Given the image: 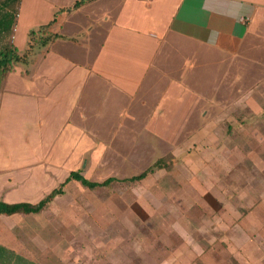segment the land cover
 Listing matches in <instances>:
<instances>
[{
    "label": "crops",
    "instance_id": "0c3cea01",
    "mask_svg": "<svg viewBox=\"0 0 264 264\" xmlns=\"http://www.w3.org/2000/svg\"><path fill=\"white\" fill-rule=\"evenodd\" d=\"M78 1H21L16 47L26 52L30 34L52 22L50 33L59 38L30 64L31 96L53 116L47 135L26 140L31 146L21 148L19 160H80L90 141L100 148L104 124H157L160 139L184 144L199 124L213 120L207 118L216 105L246 117L239 126L240 162L262 158L264 0H96L73 10ZM3 154L0 176L18 178L22 163H8ZM257 171L228 169L225 196L191 200L207 216L167 223L174 239L162 228L158 240L169 250L158 264H264V181L251 179ZM72 172L78 171L67 178Z\"/></svg>",
    "mask_w": 264,
    "mask_h": 264
},
{
    "label": "rangeland",
    "instance_id": "374dc122",
    "mask_svg": "<svg viewBox=\"0 0 264 264\" xmlns=\"http://www.w3.org/2000/svg\"><path fill=\"white\" fill-rule=\"evenodd\" d=\"M11 42L14 44L13 39ZM17 49L25 53V48ZM49 49L36 53L37 60ZM33 68L20 65L8 77L0 75V153L8 163H22L18 178L6 177L8 183L3 186L0 202L13 199L18 203H39L74 170L91 182L102 183L109 178L140 175L168 155L174 156V167L156 171L141 183L115 184L96 191L71 182L43 215L0 217V245L8 250L36 264H158L160 253L169 250L158 240L162 228L167 226L168 238L174 239L167 223L180 218H205L207 210H197L191 200H207L210 194L225 196L221 193L229 182L225 171L257 169L252 183L263 184L264 173L257 176L264 171V146L259 150L261 159L240 162L237 153L243 128L239 131V126L247 124L246 117L237 111L224 113L228 107L222 105L214 107L207 118L213 120L199 124L193 132L195 136L189 135L184 144L160 139L157 124H104L100 148L90 141L80 160H19L16 154L21 153V148L31 146L26 140L34 138L35 142V137H45L47 124L52 121L48 105L31 96L29 79ZM93 84L90 82L88 93L94 89ZM25 89L28 91L23 94ZM91 99L97 100L96 95ZM262 122L259 124L264 132ZM39 125H44L42 131H37ZM42 164L47 170H38ZM3 176L0 186L6 179Z\"/></svg>",
    "mask_w": 264,
    "mask_h": 264
},
{
    "label": "trees",
    "instance_id": "16d2710c",
    "mask_svg": "<svg viewBox=\"0 0 264 264\" xmlns=\"http://www.w3.org/2000/svg\"><path fill=\"white\" fill-rule=\"evenodd\" d=\"M21 1L22 0H0V75L3 78H6L9 74L15 72L20 65L35 64L37 62V56H35V54L38 53V49L54 43L59 38V36H52L50 33V27L53 25L52 22L47 26L39 28L37 31H33L30 34V41L27 51L24 54H20L17 47L12 44L11 40L15 34ZM94 1L96 0H80L73 6L72 9L77 10L80 7ZM173 161L174 156L168 155L160 158L153 166H151L139 176L125 180L109 178L102 183L91 182L84 178L80 173L72 172L65 183L54 189L39 203L33 204L23 202L8 204L5 202H0V217H29L47 212L50 210L54 200L64 195L65 187L71 182L80 183L85 188L94 191L100 189H109L115 184H134L143 181L156 171L172 170L174 167ZM0 264L34 263L26 260L23 257H20L15 252L0 246Z\"/></svg>",
    "mask_w": 264,
    "mask_h": 264
}]
</instances>
